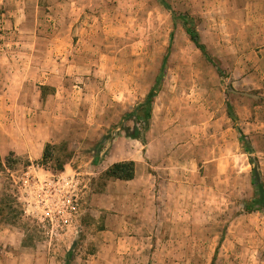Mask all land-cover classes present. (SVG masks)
<instances>
[{
	"label": "rangeland",
	"instance_id": "1",
	"mask_svg": "<svg viewBox=\"0 0 264 264\" xmlns=\"http://www.w3.org/2000/svg\"><path fill=\"white\" fill-rule=\"evenodd\" d=\"M0 101L33 153L55 147L0 160V264H264L238 132L264 182V0H0ZM133 159L135 182L106 176ZM58 177L80 217L57 240L30 206Z\"/></svg>",
	"mask_w": 264,
	"mask_h": 264
},
{
	"label": "trees",
	"instance_id": "2",
	"mask_svg": "<svg viewBox=\"0 0 264 264\" xmlns=\"http://www.w3.org/2000/svg\"><path fill=\"white\" fill-rule=\"evenodd\" d=\"M186 33L191 40V42L199 49L204 57L210 62L214 63V60L210 57L206 48L200 41L199 34L195 28L185 23ZM215 64V63H214ZM220 71V70H219ZM221 72V71H220ZM159 81L156 83L154 88L150 91L146 103L138 109L137 118L146 124H148L152 118V106L154 100L158 93ZM229 115L236 120V115L234 114L233 106L228 103ZM240 134V139L243 143L246 154L249 156L250 164L252 165V183L256 188L255 199L248 206L249 211L260 210L264 206V182L261 178V173L259 166L256 164V159L253 157V149L251 145L246 141V136L241 129H238ZM134 140H139L141 138L140 133H134L130 136ZM55 149L52 145H46L44 148L42 160L48 162L52 159V151ZM1 165V164H0ZM106 176L110 179L129 182L134 180L136 176V163L134 161H125L112 165L106 172Z\"/></svg>",
	"mask_w": 264,
	"mask_h": 264
},
{
	"label": "built area",
	"instance_id": "3",
	"mask_svg": "<svg viewBox=\"0 0 264 264\" xmlns=\"http://www.w3.org/2000/svg\"><path fill=\"white\" fill-rule=\"evenodd\" d=\"M34 186L40 187L42 194L33 201L31 209L40 212L44 230L53 239L61 237L72 229L80 217V202L77 185L71 179L58 177L45 184L34 178ZM43 184V185H42ZM27 214L28 210L24 211Z\"/></svg>",
	"mask_w": 264,
	"mask_h": 264
},
{
	"label": "crops",
	"instance_id": "4",
	"mask_svg": "<svg viewBox=\"0 0 264 264\" xmlns=\"http://www.w3.org/2000/svg\"><path fill=\"white\" fill-rule=\"evenodd\" d=\"M9 107L10 106L8 102L0 101V109L5 108V110H8ZM6 115H0V160H5L6 157L11 154V152H14L17 156H29L30 160L41 159L43 156L44 148L46 146L45 143L43 142L42 144H40V149L38 150V152L33 153L32 148L34 147V145L39 143L37 139L35 140L33 138L22 137L19 132L15 131L13 124L10 123V118ZM131 161H134V159ZM134 162L136 163V161ZM138 178L139 173L136 170V176L134 180L126 183H133Z\"/></svg>",
	"mask_w": 264,
	"mask_h": 264
}]
</instances>
